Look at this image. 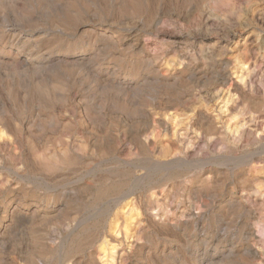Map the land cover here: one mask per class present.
Instances as JSON below:
<instances>
[{"label": "rangeland", "instance_id": "374dc122", "mask_svg": "<svg viewBox=\"0 0 264 264\" xmlns=\"http://www.w3.org/2000/svg\"><path fill=\"white\" fill-rule=\"evenodd\" d=\"M0 264H264V0H0Z\"/></svg>", "mask_w": 264, "mask_h": 264}, {"label": "bare ground", "instance_id": "6f19581e", "mask_svg": "<svg viewBox=\"0 0 264 264\" xmlns=\"http://www.w3.org/2000/svg\"><path fill=\"white\" fill-rule=\"evenodd\" d=\"M245 79V78H244ZM248 79H250V78H248Z\"/></svg>", "mask_w": 264, "mask_h": 264}]
</instances>
